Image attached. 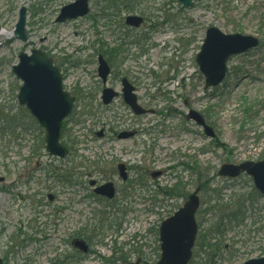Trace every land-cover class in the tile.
Masks as SVG:
<instances>
[{"label": "rangeland", "instance_id": "374dc122", "mask_svg": "<svg viewBox=\"0 0 264 264\" xmlns=\"http://www.w3.org/2000/svg\"><path fill=\"white\" fill-rule=\"evenodd\" d=\"M73 1L0 0V106L14 110L20 81L12 65L20 51L32 48L46 50L59 68L67 56L64 88L95 95L102 87L98 54L107 57L127 33L146 40L127 43L121 59L109 62L107 83L120 92L126 77L148 112L131 115L121 99L109 109L84 99L64 122V158L41 147L33 153L38 132L32 129L0 136L2 264H152L160 257V221L198 186L191 264H242L264 256V198L245 174L217 175L223 163L264 160V0H200L189 8L176 0H133V13L144 17L134 31L122 26L127 13L102 17L104 2L97 0H90L87 16L55 23L60 8ZM21 6L27 8L28 41L5 44ZM209 26L256 37L259 45L231 57L224 81L204 89L195 55ZM189 110L205 119L214 137L187 116ZM121 131L132 135L119 138ZM119 164L126 166L125 180ZM106 182L115 189L112 199L93 192ZM242 200L237 221L224 219L214 228ZM225 206L230 209L219 211ZM76 231L90 252L71 262V247L60 239Z\"/></svg>", "mask_w": 264, "mask_h": 264}, {"label": "water", "instance_id": "95a60500", "mask_svg": "<svg viewBox=\"0 0 264 264\" xmlns=\"http://www.w3.org/2000/svg\"><path fill=\"white\" fill-rule=\"evenodd\" d=\"M183 7L189 8L199 0H177ZM88 0H75L64 5L55 20L61 23L68 19L84 16L88 13ZM25 6L18 10V18L14 26L13 36L5 41L11 43L15 39L26 42L28 37L25 29ZM143 19L137 15L125 17L127 25L138 27ZM259 40L250 35L239 33H225L215 26L205 30L203 41L196 53L195 62L204 78V89L221 84L227 73V62L230 57L240 55L258 46ZM109 68L99 56V75L105 80ZM12 72L21 80L22 84L17 94L20 105L26 107L45 131V149L50 155L64 157L66 148L60 143V128L64 118L71 112L73 98L63 90L58 68L52 64L51 58L42 50L31 49L30 53L21 51L18 63L13 65ZM125 101L136 113L142 112L136 105V97L132 94V86L123 79ZM110 89L104 90V101L108 102L114 93ZM188 117L202 126L207 136L213 137V129L207 125L202 116L190 110ZM119 174L125 178L122 165L118 166ZM245 173L252 178L254 187L264 197V160L243 161L237 164L223 163L218 175L234 178ZM159 172L154 173L157 176ZM196 188L183 205L170 217L162 221L159 227L160 259L154 264H187L192 255V247L197 233L195 212L199 206ZM95 192L112 198L114 189L111 183H106L95 189ZM77 245L84 251L87 246L83 241ZM1 264V259H0ZM242 264H264V256L249 259Z\"/></svg>", "mask_w": 264, "mask_h": 264}, {"label": "trees", "instance_id": "16d2710c", "mask_svg": "<svg viewBox=\"0 0 264 264\" xmlns=\"http://www.w3.org/2000/svg\"><path fill=\"white\" fill-rule=\"evenodd\" d=\"M108 7L113 8V12L115 15L126 13L129 11H133V0H112L106 2ZM152 28V27H150ZM119 47L113 49L111 53H109L111 56L114 57V55L117 54V50ZM15 100V97H14ZM10 109V108H9ZM6 106H0V136H7L12 135L16 130H18L19 134L25 133L28 129H32L33 131H37L38 134L36 136V142H37V149L43 148L44 142H43V136H42V129L37 125L36 121L29 115L27 110L19 106L17 103L14 107V110H9ZM247 111V109L245 110ZM35 150V149H34ZM244 200L239 201L238 205L235 209L230 210L228 214L222 213L218 223L219 225L217 227H214L219 230V226L222 224V221L224 219H227L228 222L230 221H237L239 218V215L243 214V208H244ZM223 210H219L224 212L225 210L230 209V207H223ZM201 248L207 247L208 245L203 243L201 244ZM210 247V245H209ZM207 259L210 260L211 255H207ZM191 264V261L189 262ZM204 264H209L206 260Z\"/></svg>", "mask_w": 264, "mask_h": 264}, {"label": "flooded vegetation", "instance_id": "af4514ba", "mask_svg": "<svg viewBox=\"0 0 264 264\" xmlns=\"http://www.w3.org/2000/svg\"><path fill=\"white\" fill-rule=\"evenodd\" d=\"M104 59L107 61V63H108V65H109V61H108V58L107 57H104ZM66 61H67V56H63L62 57V60H61V63H60V68H59V66H58V68H59V70H60V72H61V75H62V80H64V77H65V75H66V72H65V68H64V63H66ZM110 66V65H109ZM110 72H111V66H110ZM110 75V74H109ZM122 78L123 77H121V79H120V82H121V89H120V92L118 91V90H116L114 87H112L111 85H108V78L106 79V82L105 83H103V81L101 80V82H102V87H101V90H100V92H99V90L96 92V94L94 95L93 93H92V91H85V90H81V89H77V88H75L73 91H70V90H68L69 91V93H70V95L72 96V97H74V106H76L77 104H79V103H81L82 101H84V99H89V100H93V103L95 104V103H97L98 105H99V107L100 108H104V109H109L111 106V104L113 103V102H115L116 100H120L121 99V102L122 103H124L125 104V102H124V98H123V93H122ZM129 81V80H128ZM130 82V81H129ZM132 84V83H131ZM133 85V84H132ZM108 87V88H112L114 91H116V94H115V96L114 97H112L111 98V100L109 101V103H104L103 102V99H102V91H103V89L105 88V87ZM133 87H134V93L136 94V97H137V102H138V104L142 107V108H144V109H146V107L141 103V101H140V99H139V97H138V95H137V92H136V89H135V86L133 85ZM67 90V89H66ZM126 107H127V110L130 112V114L131 115H134V116H137L138 114H136V113H134V111L128 106V105H125ZM98 113H100V112H98V108H97V111L96 112H94L93 113V118L97 121L100 117H99V114ZM139 115H141V114H139ZM124 116H125V114L124 115H122L121 114V117H118V115H117V118H121V119H123L124 118ZM122 132H125V131H121L119 134H118V137L119 138H122V137H120L122 134ZM123 135H125V134H123ZM129 135H131V134H129ZM98 136H101V137H103V138H106V136L102 133V131L98 134ZM124 169H126V166L124 165ZM53 198V196H51L50 197V199H52ZM161 222L162 221H160V223H159V225H158V229H157V231H159V227H160V224H161ZM78 231H76L75 232V236L72 238V239H70V240H67V239H63V238H61L60 239V241H61V243H63L64 245H68L69 244V246L71 247V253H70V255H67V257L66 258H71V262H80L81 261V257H79V255H81L80 253H89L90 251H89V244L84 240V239H82L81 237H79L78 236ZM89 239V238H88ZM77 240H83L85 243H86V245H87V250L86 251H83L78 245H77ZM89 241H91L90 239H89ZM89 251V252H88ZM80 252V253H79ZM62 264V263H61Z\"/></svg>", "mask_w": 264, "mask_h": 264}, {"label": "bare ground", "instance_id": "6f19581e", "mask_svg": "<svg viewBox=\"0 0 264 264\" xmlns=\"http://www.w3.org/2000/svg\"><path fill=\"white\" fill-rule=\"evenodd\" d=\"M5 35H6L7 37H11V35H12V32H11V31H9V32H7Z\"/></svg>", "mask_w": 264, "mask_h": 264}]
</instances>
